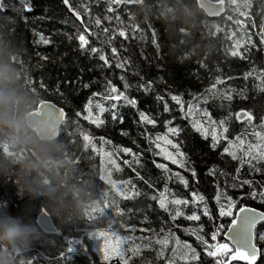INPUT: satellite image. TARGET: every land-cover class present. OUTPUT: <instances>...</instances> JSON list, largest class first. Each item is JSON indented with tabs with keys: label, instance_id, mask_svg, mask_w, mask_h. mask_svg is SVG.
I'll return each mask as SVG.
<instances>
[{
	"label": "trees",
	"instance_id": "1",
	"mask_svg": "<svg viewBox=\"0 0 264 264\" xmlns=\"http://www.w3.org/2000/svg\"><path fill=\"white\" fill-rule=\"evenodd\" d=\"M211 1L224 4V15L216 19L208 18L199 7L198 0H125L120 5H111L114 8L112 13L106 12L109 7L107 0H80L89 6L90 12L81 10L82 23L76 21V24L81 27V31L88 28L84 34L93 46L104 47L110 60V49L100 44V40L106 39L103 28H108L110 32L118 27L126 30L127 40L118 34L115 36L119 56L130 61L125 69L116 68L114 63L111 68L99 67L101 62L97 57L81 54L78 41L68 40L63 35L68 33L75 36L76 30L72 23L61 22L70 16L61 0H30L34 11L23 13L28 23L21 21L16 35L10 28L0 27V71L8 77L4 87L16 97L13 115L22 116L24 121L23 129L18 132L0 127V201L9 204V208L0 207V224L11 218L31 229L26 242H18L15 247L0 246V251L7 254L12 264H29V261L31 264H105L99 252L90 250L87 259L82 251L67 253L70 246L68 242L83 234L88 227V220L98 222L92 227L106 229L107 221H99L116 204L125 209L126 214L123 218L116 216L118 223L113 226L114 229L122 236L132 237L125 247L135 245L139 249L135 254H126L131 255L129 264H167L169 259L174 264H183L179 260L184 251L183 243H193L195 239L186 234L183 228L202 225L203 234L210 235L211 221L203 216L198 222L181 218L177 221L180 227L171 223L162 225L161 221L167 220V214L158 208L155 201L144 195L159 196L164 188V177L168 175L154 167L153 160L167 164L172 173L187 175L178 165L165 160L162 154L155 155L159 150L150 145L144 135L146 132L154 140L156 135L164 134L163 126L159 123L156 127L140 125L137 109L122 102L118 111L124 117L123 124L113 122L107 111L102 115L105 124L101 127L83 119L87 115L84 109L90 99L94 115L97 102L103 103L106 108L110 106V102L104 101L102 97H93L92 93L103 94L108 79L120 85L121 75H125L133 85L129 94L141 97L140 110L153 108L161 111L158 104L145 103L142 94L136 91L138 77L134 75L135 72L154 81L152 96L160 94L169 99L170 95L178 94L185 102V112L182 114L169 99L172 113H165L164 116L174 117V123L184 129L180 137L183 142L181 150L196 162L197 171L203 177L198 186L192 187L205 196L213 213L216 207L212 197L217 192V185L221 194L226 192L238 201L237 206L245 204L264 211V202L259 196L256 199L238 200L250 191L247 185L243 188L233 187L248 179L254 182L256 191L264 190V161L257 164L261 168L260 172L253 171L247 163L241 166L239 160H233L227 154L221 155L227 142L221 141V145L213 152L205 147L211 142V137L207 141L202 140L191 127L193 121H198L211 129L212 125L203 115L207 108L214 120L229 117V139L246 133L243 137L246 140L245 148L247 142H256L253 131L264 132L259 127V117L264 115V75H261L264 72V44L260 42L261 28H264V0ZM5 3L14 8L22 6L17 0H5ZM0 15L13 13L6 9ZM103 15H109L112 19H102L101 26H95L94 19L97 16L102 18ZM116 16L120 17L119 22ZM241 20L244 28L236 23ZM253 23L255 26H252ZM35 32L50 35L55 43L47 46L35 43L38 39ZM91 32H99V38L90 35ZM247 36H251L253 42L248 45L250 50L247 58L233 57L230 52L234 50L235 43H244ZM240 50L243 51V48ZM42 55L49 59L40 60ZM249 71H252V75L245 79ZM217 78L224 83L212 89ZM85 84L88 87H84ZM225 93H232L233 99L221 101L219 96ZM202 94L209 100L207 105L193 99ZM43 101H53L67 113V119L60 128V137L52 144L40 142L25 120L27 114L36 111ZM189 103H192L193 111L185 119ZM241 110L256 116L251 125L247 118L243 122L236 120L235 113ZM77 111L81 112L80 117L74 115ZM73 121H78L80 127L77 128ZM121 130L127 131L128 135H121ZM80 133H88L94 138L95 152L91 145L86 147ZM100 137L111 143H105ZM160 143L168 151L175 152L162 141ZM124 147L142 153L138 157L139 164L131 155L123 153ZM233 150L237 151L238 157L242 155L238 149ZM113 160L119 165V170L111 163ZM213 167L217 174L210 176L208 171ZM109 172L110 178L117 182L121 191L129 194L131 186L135 185L141 196L127 200L119 196L110 184ZM137 172L153 183L154 187L150 189L139 179ZM168 188L170 192L166 195H169V199L171 192L187 197L190 191L180 186L175 179L168 182ZM128 209H131L130 213ZM181 210L190 213L192 207L185 209L181 206ZM44 211L57 226L58 234L49 235L39 229L37 217ZM111 214L116 215L114 211ZM230 219L226 217L220 222L227 224ZM129 226H135L134 230ZM262 227L264 222L257 227L256 232L259 233ZM177 237L179 245L176 243ZM164 238L169 241L167 247L156 243L157 239ZM218 239L225 240L224 235ZM174 248L175 253L172 251ZM61 252L65 253L64 257L60 256ZM109 264L122 262L112 258ZM232 264L243 262L233 261Z\"/></svg>",
	"mask_w": 264,
	"mask_h": 264
},
{
	"label": "snow or ice",
	"instance_id": "2",
	"mask_svg": "<svg viewBox=\"0 0 264 264\" xmlns=\"http://www.w3.org/2000/svg\"><path fill=\"white\" fill-rule=\"evenodd\" d=\"M125 0H107L109 7L106 8L107 13L114 12V8L111 5H120ZM61 3L65 6L67 12L70 14L68 19H62L61 22L64 24L72 23V26L76 30L75 36L69 35L68 33H63V35L68 39H76L78 41V50L81 54H87L89 57H97L101 62L99 67L102 68H111L113 63L115 67L118 69H125L128 64V59H122L119 56L118 48L115 46V36L118 34L119 37L124 40L128 39V34L123 27H118L117 29L109 31L108 28H103V33L106 39L100 40L101 45H107L110 49L112 59H109V56L105 54L104 47L93 46L90 42L89 38L84 34L88 32V28H84L81 31V27L76 24V21H81L82 16L81 10L85 13H89V6L80 2V0H61ZM12 11L13 15H0V27H8L14 31L15 35L17 32L18 24L23 21L25 24L28 23V18L23 15L24 12H32L34 11L33 6L30 3V0H25V3L20 8H14L11 5L5 3V0H0V12L4 10ZM46 19H51V17H44ZM74 18V19H72ZM116 20L119 22L120 17L116 16ZM103 20L110 21L112 19L109 15H103L102 18L97 16L94 19V25L99 27L102 24ZM238 25L241 28H244V22L237 21ZM252 26H255L253 23ZM134 30L136 26H133ZM90 35L96 36L99 38V32H91ZM235 35V33H233ZM35 36L38 39L35 41L37 44L42 45H52L55 41L52 37L46 36L43 32H35ZM17 37V36H16ZM261 44H264V28H261ZM251 36H247V39L244 43L237 41L234 45V50L230 52L233 57H239L240 59H246L247 54L249 53L248 45H252ZM243 48V51L240 49ZM39 55V54H38ZM49 59L48 56L42 55L40 56V60L47 61ZM254 71V70H253ZM134 75L138 77L137 83L135 84V89L137 92L142 94L143 101L145 103H156L161 107V111H155L153 108H149L146 110H140L139 105L141 104V97L132 96L129 94V90L133 88V85L128 81L125 75L119 76L120 85L115 84L111 79H108L105 84L104 93L93 92V97H102L104 101L110 102V106L108 108L105 107L103 103L97 102L96 109L97 112L94 115L92 109V100L90 99L84 111L87 115L83 116L84 120H87L92 125L96 127H101L105 124V120L102 118V115L107 111L110 113L111 120L116 123L123 124L124 117L118 111L120 103L127 106H131L132 108L137 109L138 112V122L140 125H151L156 127L159 123L164 127L165 132L163 135H156L154 140L148 136L145 132L144 135L149 139L150 145H154L155 149L159 151L155 152V155H163L165 160L170 161L172 164L178 165L179 168L183 169L187 175L181 174L180 172L172 173L168 168L167 164L157 163L155 160L152 161L154 167L162 170L163 173H168L167 176L164 177L165 183L163 191L160 192V195H151L148 196L144 194L147 199L151 201H155L160 210H162L165 214H167V220H162V225H167L168 223L176 225V227H180L177 221L183 218L189 222H198L201 220V217H207L209 221H211L212 227L209 234H203V226L197 225L196 227H186L183 228V231L193 236L194 242L189 243L185 241L183 243L184 251L179 256V260L183 262V264H232L233 261L243 262V264H264V227L259 231V233L255 232L254 229L258 222H264V211H258L257 209L247 206L245 204H241L237 209V200L233 199L231 195H228L226 192L221 194L219 192V185H217V192L212 197L215 201L216 212L215 214L209 208L207 200L205 196L199 193L196 188L192 187V185L198 186L203 178L197 171L196 162L191 159L190 156L184 151L181 150L182 141L180 140L181 134L184 132V129L179 125L175 124V118H168L164 116L165 113L171 115L172 108L169 104V99L175 103V105L179 108L180 113L185 112V102L181 98L180 95L174 94L170 95L169 99H165L164 95L156 94L152 96L151 93L154 92L153 84L154 81L152 79H145L144 76H140L139 72H135ZM252 75V71H249L245 74V79L248 76ZM264 75V72L261 73ZM231 79V77H229ZM224 81L217 78L216 82L212 84V89L216 88L217 84H223ZM84 87H88L87 84ZM121 87L123 90H121ZM207 91V90H206ZM213 98L215 99V94H213ZM194 100L202 101L204 105L209 103V100L205 98L202 94L200 97H194ZM221 101L228 100L231 101L233 99L232 93H225L219 96ZM223 106V105H221ZM42 107L48 109V116L52 119H57L63 117L65 120L67 119V113L63 108H56L55 106L44 103ZM193 111L192 103L187 105V115L184 116L187 119L188 115H191ZM155 113L154 115L152 113ZM75 116L80 117L81 112L77 111L74 113ZM203 115L207 117L208 121L212 125L211 129L205 127L203 123L198 121H193L191 123V127L193 131L199 134V137L202 140L207 141L209 136L211 137V142L206 144L205 147L211 151H216L217 147L221 145V141L227 142V146L223 147V154H227L233 160H239L241 166L244 163H247L249 167L256 172H260L261 168L257 167L259 162L264 161V132L253 131V136L256 139V142H247V147L245 148L246 140L243 138L246 133L238 134L234 137V139H229V127L227 126L229 117H225L222 119L214 120L211 117L210 112L207 108L204 109ZM231 113L229 114V116ZM247 117V122L249 125L252 124L253 120L256 119L251 112L241 110L240 112L235 113V118L237 121L243 119V117ZM261 129H264V115L259 117ZM76 124L77 128L80 127L78 121H73ZM218 125V127H217ZM83 141L86 143V147L91 145L92 151H96L95 144L93 143V137L88 133H80ZM121 135H128L127 131L121 130ZM101 140H104L105 143H111V141L105 140L104 137H100ZM163 142L164 145L170 146L175 152L168 151L166 148L162 147L160 142ZM233 149H238L242 155L238 157L237 151ZM151 150V149H149ZM123 153L131 155L137 164H139L140 160L138 157L142 156V153L133 152L131 148L124 147L122 148ZM109 156L111 153L108 154ZM255 162V163H254ZM111 163L119 170V165L115 164V161H111ZM125 164L128 161H124ZM133 171H136L133 169ZM239 172V168L236 170ZM217 174V170L213 167L208 171V175L215 176ZM224 175V173H220ZM111 173H108V177L110 178ZM137 176L142 180L150 189L154 187L153 183H150L145 177L140 176L137 172ZM173 179L178 182L180 186L184 189H190L188 196L183 197L179 195L177 192H171V199H169V195H166L170 192L168 188V182ZM123 183V182H121ZM110 184L112 188L116 191V193L121 196L123 199H133L135 197L141 196V192L136 190V186L132 185V191L129 194H126L124 191H121L118 187L116 181L110 178ZM247 185L250 189L244 195H241L238 200L243 201L245 198L256 199L258 196L261 201L264 202V190L256 191L254 187V182L252 180L245 179L240 181L238 185L234 184L233 187L243 188ZM223 199V202L221 200ZM181 206L185 209L189 206L192 207V211L186 212L181 210ZM0 207L9 208V204L7 201H0ZM115 212V216L111 213ZM128 213L131 212V209L127 210ZM126 214L125 209L120 208L118 204L114 205L112 209H109L105 217L99 222L102 223L104 220L107 221V228L103 227H92L96 225L98 222L95 220H88L86 224L88 227L84 230L83 234L80 237H73L69 240V247L67 248V253H79L83 252L85 254V258H88V254L90 250L92 252H99L102 255V259L105 264H109V261L112 258H117L119 262L122 264H129V260L131 259V255L126 254H135L139 251L138 247L133 245L132 247H125L129 241L132 240L131 236H122L118 231L114 229V225L118 223L116 216L123 218ZM231 218L230 223H222L220 222L223 218ZM123 227V225H120ZM50 232H56L57 226L48 223L45 225ZM62 227V226H61ZM134 230L135 226H129ZM141 231H151V229H141ZM161 233H163V227L161 229ZM226 237V240H220L218 237L221 235ZM206 235L208 238H206ZM144 239H147L145 237ZM209 240L212 242L210 243ZM87 241V242H86ZM157 244H162L167 247L169 241L167 238L157 239ZM176 243L179 245V238H176ZM78 245V247H76ZM195 245V246H194ZM199 249V250H198ZM173 253L176 252L174 248ZM61 257L65 256L64 252L60 253ZM207 257L208 259H205ZM31 264V261H29ZM167 264H174L172 259L167 261Z\"/></svg>",
	"mask_w": 264,
	"mask_h": 264
},
{
	"label": "water",
	"instance_id": "3",
	"mask_svg": "<svg viewBox=\"0 0 264 264\" xmlns=\"http://www.w3.org/2000/svg\"><path fill=\"white\" fill-rule=\"evenodd\" d=\"M17 1L21 3L22 5L25 3V0H17ZM198 5L203 10V12L206 14V16L211 19L219 18L225 13V6L222 2H214L211 0H198ZM45 102L55 106L56 108H63L53 101H43L40 103L36 111L30 112L29 114H27L25 120H26L27 126L36 133V136L40 142L45 143V144H52L59 139L60 128L64 124L65 119L63 117H60L57 119L50 118L47 114L48 109L42 107V104H44ZM246 118L247 117L244 116L243 119L240 120L239 122L245 121ZM257 210L261 211L259 209ZM48 223H51L52 225H54L50 215L45 211L41 212L37 217V224H38L39 229L42 232L47 233V234H58V231L50 232L48 228L45 227V225ZM262 223L263 222L257 223L256 228L254 229L255 232H256L257 227L261 225ZM224 239L226 240L225 236H224Z\"/></svg>",
	"mask_w": 264,
	"mask_h": 264
},
{
	"label": "clouds",
	"instance_id": "4",
	"mask_svg": "<svg viewBox=\"0 0 264 264\" xmlns=\"http://www.w3.org/2000/svg\"><path fill=\"white\" fill-rule=\"evenodd\" d=\"M8 77L0 71V127H6L13 132L23 129V117L13 115L12 109L16 104V97L5 90ZM31 233L29 226L9 219L8 222L0 224V246L15 247L18 242H26ZM0 264H12L7 254L0 251Z\"/></svg>",
	"mask_w": 264,
	"mask_h": 264
},
{
	"label": "rangeland",
	"instance_id": "5",
	"mask_svg": "<svg viewBox=\"0 0 264 264\" xmlns=\"http://www.w3.org/2000/svg\"><path fill=\"white\" fill-rule=\"evenodd\" d=\"M240 205L237 206V209L239 208Z\"/></svg>",
	"mask_w": 264,
	"mask_h": 264
},
{
	"label": "flooded vegetation",
	"instance_id": "6",
	"mask_svg": "<svg viewBox=\"0 0 264 264\" xmlns=\"http://www.w3.org/2000/svg\"><path fill=\"white\" fill-rule=\"evenodd\" d=\"M32 130V129H31ZM33 131V130H32ZM34 132V131H33ZM35 133V132H34Z\"/></svg>",
	"mask_w": 264,
	"mask_h": 264
},
{
	"label": "bare ground",
	"instance_id": "7",
	"mask_svg": "<svg viewBox=\"0 0 264 264\" xmlns=\"http://www.w3.org/2000/svg\"><path fill=\"white\" fill-rule=\"evenodd\" d=\"M50 235V234H49Z\"/></svg>",
	"mask_w": 264,
	"mask_h": 264
}]
</instances>
